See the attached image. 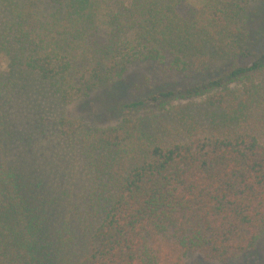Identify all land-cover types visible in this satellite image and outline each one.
<instances>
[{
    "label": "trees",
    "instance_id": "1",
    "mask_svg": "<svg viewBox=\"0 0 264 264\" xmlns=\"http://www.w3.org/2000/svg\"><path fill=\"white\" fill-rule=\"evenodd\" d=\"M106 1L107 39L93 44L83 88L120 80L131 65H164L168 56L188 78L224 73L127 106L162 109L187 99L177 138L149 133L130 117L82 137L90 183L78 212L82 228L71 221L76 207L68 195L60 218L65 193L46 195L37 173L7 166L0 172V264H58L63 253L72 264H185L193 254L232 262L264 237V50L254 53L247 29L254 0H187L184 12L185 0ZM12 10L0 27V57L12 72L6 83L28 91L33 76L66 100L76 61L59 53L70 46L53 43L43 52L31 38L30 14ZM97 20L80 27L95 30ZM56 128L68 139L81 123L61 117Z\"/></svg>",
    "mask_w": 264,
    "mask_h": 264
},
{
    "label": "rangeland",
    "instance_id": "2",
    "mask_svg": "<svg viewBox=\"0 0 264 264\" xmlns=\"http://www.w3.org/2000/svg\"><path fill=\"white\" fill-rule=\"evenodd\" d=\"M0 1L4 3L0 2V27L9 23L8 13H14L12 8L29 13L31 17L28 25L31 28L28 29H31L33 42L38 47L44 45L43 52L52 51L53 43L68 44L70 49L65 48L59 54L67 55L76 61L73 67V80L67 87L65 100L55 93L56 87L52 88L49 83L38 82L32 78L33 76H31L33 84L31 83L28 91L21 90L20 87L12 90L6 83L12 72L6 60L0 57V172H4L7 166L14 165L19 168L21 166L27 173H37L44 184L46 195L54 194L59 200L60 192L65 193L59 210L60 218H64L70 208L67 204L68 195L76 207L74 213L70 215L71 221L82 228L78 212L83 210V200L85 198L88 200L90 188L88 161L80 146L82 137L96 129L116 126L123 118L130 117L142 120L149 133L177 138L184 134L185 129L181 122L183 123V117L187 115V99L169 100L162 109L145 107L136 110L127 106L159 92L186 88L188 84L202 78L220 76L224 71L221 68L218 73L214 71L188 78L187 71L179 72L170 66L172 59L168 56L164 65H131L122 79L99 86L94 85L87 90L83 88L84 77L87 78V74L83 72L94 68L91 56L93 44L96 40L105 42L107 39L103 32L107 1ZM194 1L188 0L189 4ZM185 3L186 6L181 12L187 8V0ZM255 5H260V8ZM248 9L249 42L255 47L254 53H261L264 50V0H254ZM84 19H98L95 22L97 29L88 31L81 28L80 23ZM2 48L0 51L3 53ZM233 64L229 63L226 66ZM61 117L80 122L81 131L68 139L59 136L56 122ZM57 205L59 208V201ZM54 207L57 209V206ZM78 234L77 231L76 235L79 236ZM68 239L67 235L59 238L61 243ZM76 241L78 256L82 238L79 237ZM63 254L57 256L58 264H72ZM185 264L217 263L193 254L185 259ZM227 264H264V237L254 250L239 255Z\"/></svg>",
    "mask_w": 264,
    "mask_h": 264
}]
</instances>
